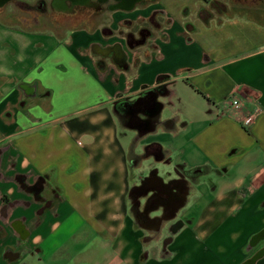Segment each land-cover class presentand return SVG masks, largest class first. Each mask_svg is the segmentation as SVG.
Masks as SVG:
<instances>
[{
    "label": "crops",
    "instance_id": "obj_1",
    "mask_svg": "<svg viewBox=\"0 0 264 264\" xmlns=\"http://www.w3.org/2000/svg\"><path fill=\"white\" fill-rule=\"evenodd\" d=\"M8 2L0 264H264V22L159 0L61 33Z\"/></svg>",
    "mask_w": 264,
    "mask_h": 264
},
{
    "label": "rangeland",
    "instance_id": "obj_2",
    "mask_svg": "<svg viewBox=\"0 0 264 264\" xmlns=\"http://www.w3.org/2000/svg\"><path fill=\"white\" fill-rule=\"evenodd\" d=\"M17 1L26 3V6L30 8L29 11L22 10V6L16 5ZM173 5L186 7V15L188 18H192L195 14V9H200L201 19L208 21L211 13L208 10L218 11L221 19H227V15L232 16L233 13L238 14L237 11L245 10L241 12L243 14L242 21L249 23L254 21L253 24H263L264 20V0H207L206 4L201 7L197 4V0H171ZM194 1L196 3H194ZM159 0L147 3L145 5L137 4L133 9L140 10L142 8H151L157 6ZM187 2V4H186ZM113 0H109L107 3L100 6L99 11H85L82 9L76 10L75 14L68 15L58 11L53 5L52 0H13L8 2L3 9V16L6 20L17 23H25V25L36 27L39 29L55 30L61 33L67 32L72 28H83V27H98L103 24H107L111 20V12L107 10L109 4H112ZM185 4V5H184ZM203 5V4H202ZM185 10V11H186ZM207 11V12H206ZM234 11V12H233ZM262 12V13H261ZM147 14L146 12H142ZM237 17V16H236ZM193 18L191 21H193ZM263 20V21H262ZM160 172L166 171V166H160ZM81 226V225H79ZM63 232V231H62ZM65 232V231H64ZM91 259L96 260V264H109L112 259V255L103 252L97 253L96 256H91ZM30 264H40L37 261H31ZM42 264H51L48 260ZM53 264V263H52ZM57 264H73L70 262H59Z\"/></svg>",
    "mask_w": 264,
    "mask_h": 264
},
{
    "label": "flooded vegetation",
    "instance_id": "obj_3",
    "mask_svg": "<svg viewBox=\"0 0 264 264\" xmlns=\"http://www.w3.org/2000/svg\"><path fill=\"white\" fill-rule=\"evenodd\" d=\"M6 1H13V0H0V6L3 5L4 2ZM109 0H52V5L60 12L64 13V14H68V15H73L75 14L76 10H85V11H99L100 10V6L102 4L107 3ZM129 0H113L112 4H109L107 7V10L110 11L111 13L113 12H128L133 10L134 6L137 4H142L145 5L147 3L153 2L155 0H145V1H140V2H136L134 5H132L131 7H126V2ZM16 5H21L23 8L22 10L25 11H29L30 8H28L26 6L25 2L22 1H17L15 3ZM152 21V18L150 20H148L147 24H150ZM137 33H139V35L144 38L146 35H151L147 29L146 26H142L140 27V29L137 31ZM188 180H193L195 177L191 174V173H185V176ZM145 186L141 187V188H135L132 191V197H133V207L135 208L138 201L136 200V195H138V192L140 190H142ZM182 190V186L180 187V190ZM158 196V195H157ZM159 197V196H158ZM153 199V198H152ZM136 212V211H135ZM136 216L139 218H142V214H140V212H136ZM147 224V223H146ZM151 226H154L153 223H150ZM178 224H174L171 226V230L175 231L177 229Z\"/></svg>",
    "mask_w": 264,
    "mask_h": 264
},
{
    "label": "built area",
    "instance_id": "obj_4",
    "mask_svg": "<svg viewBox=\"0 0 264 264\" xmlns=\"http://www.w3.org/2000/svg\"><path fill=\"white\" fill-rule=\"evenodd\" d=\"M227 103L232 110L237 111L240 109L241 106L240 100L234 96H230L227 100ZM254 118H255L254 115L246 116L242 119V123L244 124L245 127H250L253 125Z\"/></svg>",
    "mask_w": 264,
    "mask_h": 264
},
{
    "label": "water",
    "instance_id": "obj_5",
    "mask_svg": "<svg viewBox=\"0 0 264 264\" xmlns=\"http://www.w3.org/2000/svg\"><path fill=\"white\" fill-rule=\"evenodd\" d=\"M140 1H145V0H129L126 2V7H131L132 5H134L136 2H140Z\"/></svg>",
    "mask_w": 264,
    "mask_h": 264
}]
</instances>
